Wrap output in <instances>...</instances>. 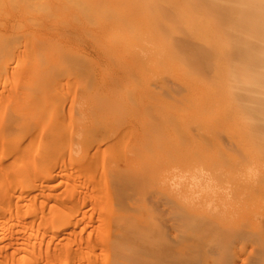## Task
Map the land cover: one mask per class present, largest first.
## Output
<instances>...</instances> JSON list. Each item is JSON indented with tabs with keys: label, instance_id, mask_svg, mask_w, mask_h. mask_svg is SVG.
<instances>
[{
	"label": "rangeland",
	"instance_id": "1",
	"mask_svg": "<svg viewBox=\"0 0 264 264\" xmlns=\"http://www.w3.org/2000/svg\"><path fill=\"white\" fill-rule=\"evenodd\" d=\"M15 1H17V4ZM21 1L22 0H14L13 2V0H10L9 2L7 0V4L10 3V7H8L9 5L5 3V0L0 1V23L2 21L4 22L1 23L3 25L2 27H0V64L3 62L6 65L8 64L7 69H10L9 71H11L10 74L12 75V77L15 76L16 72L19 73L20 71H23L24 73H20V75H22L21 77H19V74L16 73L18 74V77L15 76L14 80H19L17 82L13 81V83L15 84H13L12 86L10 85L11 89H8L10 92L7 93V95H9L10 93L15 95V91L16 95L18 94V92L19 94H21L23 91H25L24 93L26 94V96H29V94L34 92V89L38 90L39 88L41 89V87L44 88V86L47 90L45 88L43 90L41 89V93L38 92L40 91V89L38 91L35 90V93H39H37L38 95H36V100L34 97L35 93H33L34 96H32L31 94V96L27 97V99L25 94H18V96H15L16 101L20 98V96L23 95L24 97V99L22 97V99H19L20 103L24 101V105L21 104L22 106L20 104H14V102L16 101H12L13 99H8V103L5 101L7 99H5L4 101L6 103H3L2 98L4 97V95L1 98L2 101L0 100V201H2L0 202V264H264V145L261 144H264V128L263 130L261 129L264 125V116H262V113L264 114V105L263 107L260 106V104L258 105L259 101L261 105L264 104V91H261L262 93L260 92L262 97L261 95H258L259 91L257 89L255 90V88L253 87L255 85L254 81L250 82L252 80L250 79L252 76L249 73L247 75L240 73L239 65L241 63L237 60L236 56H233L232 52H230V50H232L231 43L234 41L233 34L236 35V27H233L235 24H233V22H231V24L225 22L226 24L224 26V22H222L223 19L220 18L219 14H224L226 7V9L233 8L230 7L232 4L235 7L237 5L236 0V4L234 2L232 3V1L230 0V3H232L231 5L226 3L228 0L226 2L225 0H217L215 5L208 4L205 7L203 5L199 6V4L194 5V1L196 0H192V6L189 7L188 5L192 1L184 0V2L188 3V5L183 6V8H185L186 11L190 13V15L189 13L183 12V10L185 11V9L182 8L183 0L181 4V0H168L169 3H166V5L168 6L163 4L165 3V0H163V3H160L162 2L161 0H156L159 1V4H162V8L161 6H158V3H154L156 2L154 0H147L148 3L150 1L151 3L147 4L146 6L144 5L147 3L146 0H144L146 3L143 2V0H139V2L143 4V6H141L140 3L136 4V1L138 0H121V2L124 1V4L128 5V7L127 5H125L126 7L124 8V4L120 8V5L122 3L120 2L118 4L116 2H119L120 0H108L107 3H101V1L105 2L104 0H96L99 4L95 3V0H93L92 2L90 0H85V2H87L81 4L82 7L79 3V7L83 9L85 8V6L83 7V5H88L86 6V10L90 8L91 10H87V12H85V9L82 10L77 8L76 6H78V4L71 5L73 2V4H75V0H72L73 2H71V0H68L69 3L67 2V0H64L66 2H64V4H61V2L63 3V0H61L60 3L58 2L60 0H53L54 2L52 0H43L42 3H45L47 5L40 4V6H38V2L41 0H28L27 2H30L32 6H34V4L36 3V6H34V10L29 3L26 4L24 0L23 2ZM218 1L220 2V4L218 3ZM19 2H21V4ZM76 2L78 3L77 0ZM171 2L173 5H171ZM115 3L118 5H116L117 7L114 8ZM53 4H55L57 8ZM100 4L101 6L102 4L103 6H107V4H109V7H100L103 11V14L98 13L100 12V9H98ZM151 4H153L154 6ZM42 5L45 6V8L49 7L48 5H50L51 11L49 10L48 12L47 9L43 11L45 8L43 7L44 9L42 10ZM63 5H65L66 7ZM94 5H96V7L92 8L94 7ZM221 5H224V11H222ZM62 6L66 9L63 10ZM131 6H134L136 10ZM193 6H198V10L199 7L202 8L200 9V11L202 10L204 13H199L200 11L195 10L196 8H194ZM150 7L155 8L151 10L152 8ZM30 8L33 11L31 13ZM144 8H148V10L150 8V10L148 11ZM157 8H161L162 10H164L163 12L166 13V17H164L165 15L162 10H158ZM170 8H173V10L174 8H176L177 10L180 9L181 12L178 10L176 13L171 10L173 12L172 13L171 11H169ZM122 9L124 14L121 13ZM166 9L169 13H167ZM38 10L40 11L39 15ZM79 10L84 11L85 13H87V15L82 11L81 12L83 14H81ZM124 10L126 11V13ZM132 10L136 11V13H133ZM190 10H193L192 13ZM194 10L199 13L200 16L197 15V13L193 14V12H195ZM117 11L118 15L116 14ZM127 11V17L132 20L134 19L139 23L134 20L133 22L129 18H127L125 16L127 15ZM130 11L134 15L130 13ZM26 12L27 14L25 15ZM78 13L83 16H80ZM155 13H160L162 14V16L158 14L156 16ZM175 13L177 14V16ZM180 14H182V16ZM191 14L193 17L191 16ZM222 14L221 17L223 16ZM32 15L33 17H31ZM115 15H117V18L119 17L118 19L120 21H118ZM148 15H150V17L156 16L158 19L156 17V20L153 17L151 19ZM196 15L198 16V18L196 17ZM214 15L216 17L218 16L215 20V17L213 18ZM75 16L79 20L85 19L86 22L84 23L85 20L82 21L83 25H81V21L77 22L78 19L75 18ZM85 16H87V19L85 18ZM178 16H181L185 21L182 20L181 17L179 18L180 20H178ZM201 16L204 17L202 18ZM171 17L175 19H172ZM191 17L197 18L198 27L197 23L193 24L194 22H196V19H192ZM94 18L99 19H96L98 21L97 26L95 25L97 24V21ZM102 18H104V20L106 18V20L104 21L102 20ZM169 18H171V21ZM187 18L189 19V21L190 19L194 20L192 21L193 23L191 24V22H189ZM200 18H202V20ZM30 19H32V23H36L37 19H39L38 24L36 23L37 25L34 24L36 26H32V23L28 22L30 21ZM33 19H35V21ZM114 19H116L117 21H114ZM217 19H221L219 22L223 24L219 23V25ZM153 20L155 21V23H153ZM159 20H161L160 22L162 24L158 22ZM198 20H201V22L204 21V23H206L207 25L203 24V22L200 25L201 22H198ZM87 21L95 23L91 24L93 26H89L90 23H88ZM100 21H102V23H99ZM122 21L125 24L122 23ZM169 21L171 27L169 26ZM104 22H106V24H104ZM117 22L118 25L116 26ZM211 22H214V24H212ZM10 23L12 25H10ZM39 23H41V25ZM146 23H149L151 25L156 24V26H158L152 27L151 25L149 26ZM167 25L169 27H166ZM229 25H232V28ZM18 26L21 27V30L20 28H18ZM112 26L114 27L111 31ZM212 26H214L213 28L215 29L220 28V32H223L222 35L224 36H222L221 33L219 35V29H216L218 35H216L215 37L216 33ZM223 26L226 27V29L229 27L227 29L229 31L225 30ZM13 27H15L16 30H12ZM22 27L26 28L23 29ZM119 27L124 28L120 30V32H118ZM150 27H152L151 29H153V31L149 29ZM199 27L203 32H200ZM171 28L175 32L171 31ZM190 28L192 29V32ZM222 29L224 31H222ZM156 30H158V32H162H159L161 37L157 34ZM182 30L185 32V34ZM186 30L188 31V35L186 33ZM196 30H198L197 33L195 32ZM19 32L23 33L21 34ZM121 32L125 36V39L127 38L126 40H124V36H120L122 35ZM135 32L140 33V35H135ZM189 32L191 34L190 37L193 36V38L189 37ZM11 33L13 36H11ZM25 33L28 34V37H25ZM30 33L31 35H29ZM168 33L172 34L169 35ZM226 33H228V35H230L229 33H231L232 35H227L226 37ZM14 35H16L18 42L15 39L16 37L13 40H7L8 37L12 38L14 37ZM19 35L20 37H22L21 39L19 38ZM30 36H33L32 38L35 37L33 43V39L31 40ZM3 38H6L5 40L8 41V43L12 45L13 48H16L15 51L10 49V54L12 56L9 55L8 52L10 46L9 44H5L6 41H4ZM189 38L193 39L192 41L194 42H192ZM222 38H225V42L227 44H225V42H221ZM35 39L39 40L36 42ZM162 39H164L165 41H163ZM184 39L187 40V45H191L195 42L199 43L196 44V46L195 44H192L198 51L197 59L199 58V60H196L197 62H194L193 60L191 61L190 56L187 53L188 49H185L186 47H182L181 49V47L176 44V41L185 42ZM230 39L233 40L231 41V43ZM127 40H130V47L128 46ZM161 40L163 43H161ZM43 41L46 42L47 45L45 43L43 44ZM13 42L17 44L15 45ZM25 42H30L31 47L33 45L34 48H29L31 49V51L34 50L32 52L36 53L37 51V55L40 57L39 60L35 59L38 58V56L36 57L35 53L34 55L32 52L28 53L25 51L24 46L28 45ZM48 42L50 43L48 44ZM123 42L126 43L123 44ZM149 42L152 45L155 44L156 48L154 46H150L151 44ZM205 42L206 45L209 44V46L214 44V46L212 45L211 48L215 51L204 45ZM52 43H56L57 45L55 44L56 46H54ZM219 43L222 45L221 47L225 45L226 46L222 49ZM2 44H4V46H8L9 48L7 47V49H2L4 48ZM122 44L125 46H123ZM148 44L150 45L148 46ZM164 45H166V47ZM236 45H239V42L236 43ZM38 46L39 49H41V52L39 49V51L36 49ZM60 46L63 50L64 48H66L67 50L70 49L71 51H69L67 55L66 49L64 50L65 52L59 51L61 49L59 48ZM120 46L124 49L127 47L128 48L126 50L122 48L124 51L123 52ZM173 47L174 49H172ZM133 48H135V51L133 50ZM18 49H20V53L18 52V54H14ZM142 49L145 51V53H143L144 51ZM164 49L166 50L163 52ZM225 49L226 51L229 49V51H227V54L225 53L226 51H223ZM152 50L156 51L154 52ZM21 51H25L26 55L24 54V52L22 54ZM126 51L127 54L125 53ZM71 52L72 54H70ZM201 52H204V54ZM217 52H219V54ZM57 53H61V55H57ZM137 53H139L138 56H140V58L137 57ZM156 53H158L157 55L162 59H160V57H157ZM173 53L175 54V56ZM205 53L207 55H205ZM28 54L31 57H29ZM211 54H213L214 56H211ZM215 54H217V56ZM228 54L229 56L233 57V60H230V64L229 59L231 58L227 56ZM24 55L28 57L29 60L33 57L32 55H34L32 59L35 60L32 61L31 59V63L29 62V64L27 62L28 60H26L27 58H25L26 61L23 59ZM63 55L65 57H61ZM223 55L227 62L224 60ZM18 56L22 59V61H20L21 59H19ZM66 56H70L69 59L71 60L69 61ZM219 56H221V58ZM8 57L12 60H9ZM143 57L145 58L143 59ZM163 57L165 58L164 60ZM175 57H177L178 60ZM218 57L220 58V60H218ZM14 58L17 60H15ZM53 58L55 61H53ZM62 58L65 61H63ZM75 58L77 59L76 61ZM110 58L113 60H111ZM212 58L215 62L212 61ZM7 59L8 61L6 62ZM18 59L19 62L26 63L24 64L25 68H23V64H20L19 62L17 67L18 69L16 68ZM82 59H85L83 60L84 62L82 61ZM181 59H183V61ZM222 59L224 61H222ZM186 60H188L189 62ZM34 61L35 63L33 64L32 62ZM149 61H151L150 64ZM203 61L204 65H207L206 67L202 65ZM14 62L16 63V65L14 64V70L16 68L18 71L15 70V72L12 73L13 70H11L12 68L10 67ZM48 62L50 63V65L48 64ZM54 62L56 65L53 64ZM58 62L61 64H59ZM192 62L194 65L192 64ZM199 62L202 66L199 65ZM207 62L210 65L213 64V67H210L213 69L208 70V66L210 65L205 64ZM184 64L186 67L184 66ZM27 65H30L28 66L29 68L26 67ZM53 65L54 68H56V66H58V68L54 69ZM64 65L67 70L68 68H75L76 70L70 69V72L75 71V75L74 72L73 74H68L69 71L65 69ZM77 65L80 66V68L78 67L77 69ZM218 65H221L222 68H219ZM40 66V69H42L43 72H45V70H51V74H54L56 72V74L54 75L55 77L52 75L54 79H52V77L49 78V80L46 79L47 76H44V73L40 71ZM228 66H230V68ZM215 67H217L216 70ZM22 68L28 71L29 77L25 75V72L27 71L24 72V70H21ZM33 68H36V70H34ZM61 68H64V70ZM200 68H202V70ZM230 69L231 74L236 72L233 75H235V77L236 75L239 76L236 77L237 82L233 81L235 77L232 78L233 75H231L230 73L229 76L232 77L228 79L229 77L227 75V70L230 71ZM52 70H54L55 72L53 73ZM60 70H62L61 72H63L61 73V75L59 72L57 73V71ZM189 70L192 71L190 72ZM197 70L202 72H199ZM31 71H34L35 74L34 72L33 74H31ZM39 71L43 73V79H46V81H42L43 79L40 78L41 76L39 74H36V72L38 73ZM5 72H7V70H5ZM79 72H81L80 74H83V76L77 74ZM87 73L93 76L92 79L94 78V81L89 78L91 76H88L89 74ZM198 73L200 75L202 74V77H200ZM207 73H209V75ZM0 74H4V70H1ZM57 74H59V76ZM23 75L27 77L26 79H30L29 81L27 80L28 82L26 81V79H22L23 81H25L23 83L24 85L26 84V82L29 85L28 86L26 84V88L29 89L32 84L37 85V87L35 85L32 86L34 87V89L30 88L32 89L30 93H27V91L30 90H25V86L23 84L21 85L23 88L20 86V82H22L21 78L25 77H23ZM33 75H35L36 77L38 75L35 82H33V80L35 79ZM205 75L208 76V78L205 77ZM243 75L244 77L247 76L249 80L247 79V77L243 78ZM248 75H250L251 77ZM77 76L80 77L78 78V80L76 78ZM131 76H134V79L136 81H134ZM209 76H215V81L211 82L212 78L210 79ZM39 78L43 82L42 86V82L39 81ZM55 78H57L58 81V86L56 85V88L54 86V84L56 83ZM63 79L66 80L65 83L63 82ZM88 79L92 81V84H90V81L88 82ZM100 79L102 82L101 85ZM227 80H231L233 82H227ZM247 80L253 84L245 83L247 82ZM37 81H39V83ZM74 81L77 82V85ZM85 81H87V83H89L91 86L89 90L87 89V87L89 88V85L87 86L86 83L85 86L84 84ZM239 81H242L245 84ZM46 82H52V84L54 82L55 83L53 84V86H51L52 84ZM79 82H81L82 85H80ZM111 82H115L116 85L115 83ZM188 82L190 83V85ZM213 82L216 85L218 84L217 86L219 87V89L216 85H212L214 84ZM229 82L230 85L232 84L231 88H229ZM235 82L237 85L235 84ZM177 84H179L180 86H178ZM103 85L105 88L103 87ZM238 85L243 87L245 91L249 92L250 90L251 94H247L248 92L245 93L243 88H237ZM17 86H19V88L21 87L24 90L19 91V88ZM185 86L187 87V89ZM53 87L54 90H52ZM124 87L127 90H125ZM14 89L15 91L12 92L11 90ZM229 89L234 95H232V93L230 94ZM239 89L242 90L244 94ZM86 91H88L89 93ZM228 91L230 96L228 94ZM43 92L45 93L43 94ZM72 92L74 93L72 94ZM91 92H94V94ZM99 92H104V97L106 98L102 97L103 94ZM215 92L217 93V95ZM53 93L55 95H53ZM97 93H99L98 96ZM0 94L2 95V91L0 92ZM42 94L43 97L45 96V99L41 97ZM90 94H93L95 98L98 97L99 100H102L103 98L105 100L107 99L108 101H105L106 104H109L110 101L112 102V104H109V106L105 104L104 99L102 100L104 102L103 103L102 101L93 98L95 102L100 106L99 107L97 104H95V102L93 103V99L91 98L92 96ZM238 94L240 97L239 99H242L241 101L242 105L244 106L243 108H240V106L242 107V105L239 104L240 101H237ZM245 94H247V96H250L246 97ZM7 95L5 94V96ZM231 96H234V99ZM243 96H245L247 99H245V97L243 98ZM47 97H50L49 99H51V103L54 101L53 103L57 104V106H55L56 109L54 108L52 110L51 108H49L52 106L54 107V105L56 104L53 105L49 101H46L49 100L47 99ZM53 97H57L58 99H56L58 100V102L56 99H53ZM73 97L75 99H72ZM38 98L40 99L39 102ZM41 99L45 100L46 103L43 104V100ZM87 99H91V104L90 102L88 103ZM175 99L181 100L180 103H177L179 101H176ZM254 99L258 100V103ZM25 100L26 102L31 101L32 104H37V109L34 108L35 106L32 105L31 102H28L29 104H26ZM233 100L237 101V106L236 102H234ZM247 100L252 107L247 104ZM82 101L84 102L82 103ZM115 101L116 103H114ZM48 102L50 106L49 104H47ZM118 103L121 106H117ZM189 103H191V107H189ZM45 104L47 105L46 108H44V106H46ZM92 104H94V106ZM27 105H32V108H29L31 110L26 109ZM134 105H136V107ZM71 106H73V108ZM95 106L98 107L94 108ZM106 106L109 108H107ZM224 106L226 108H224ZM21 107L23 108L21 109ZM41 107L44 108V110H38ZM76 107L79 108L77 109ZM227 107L229 108L227 109ZM253 107H255V110H253ZM59 108H61V110ZM75 108L77 110H75ZM245 108L247 109V114H249V118L247 119H243L244 116L248 117L244 112L245 110L242 113V110ZM115 109H118V111L116 112ZM121 109L122 112L124 111L123 113L121 112ZM70 110H72V112H70ZM53 111L59 112H57V114H54ZM226 111L231 113L227 114ZM249 112L252 113L250 114ZM34 113L38 114V116L34 115ZM240 113L242 114V116ZM253 113L255 115H253ZM81 114L82 116H80ZM222 115H225L226 117H223ZM91 117H94V119H92ZM41 118H43L45 122L43 124L45 126L42 124ZM7 119L9 122H7ZM39 120L41 122V125H43L44 127H37L39 125ZM77 120H79L80 122L82 120V125ZM253 120H256V123L259 121V123L255 126L256 123L253 122V125ZM94 121H96L97 123ZM119 121H121V124L119 123ZM246 122H248V125L250 124L249 122H251L252 126H255V129L253 128V131L252 129L250 130V134L251 136H253L252 139L251 136H248L247 134L249 133L248 131L250 129V126H248ZM22 124L24 128L27 127L26 130L24 129L25 132L21 130V128L23 127ZM26 124H28V126H26ZM172 124L178 128L174 129V126ZM85 125H87V127ZM58 126L60 127L58 128ZM80 127L81 130H78ZM82 127L84 128V130ZM11 128L13 129V131ZM62 128H68L70 130ZM164 128H166V130ZM38 129L40 132L42 130V132L39 133ZM55 130H59L60 132L57 131V133L55 132ZM22 131L24 134H22ZM255 131L258 132H256V134L254 135ZM9 132H11V134ZM80 134L82 135L80 136ZM246 134L247 136H245ZM22 135L24 137L20 138ZM68 136H70V138H67ZM82 136L84 139L86 138V142L88 143V145H86L87 143L84 142L85 140L83 141V138H81ZM87 136L92 138L91 142L88 141L89 137ZM169 136H171L172 138ZM13 137L15 139H18L16 144H21L22 147L24 145V150L28 152L27 153L25 151L27 155L23 153L25 156L24 160L26 158L27 162L30 163V166L27 163L28 166L26 167L23 164V166L26 168L25 170H27L23 171L24 175L21 172L18 173L19 171H22L20 170L21 168L24 170L22 163L18 164V166L20 167L19 169V167H17L16 164L13 163V157L10 153L11 149H9L8 146L4 145L6 140H13ZM77 137H80L81 139L77 140ZM154 137H157L158 139ZM254 137L256 141L254 140ZM19 138L22 141H20ZM15 139L13 140V142H15ZM65 140L68 143L61 142ZM257 140L261 142H258ZM227 141H232L238 151L234 148L232 143H228ZM50 142V147H52V149H48V144H50ZM56 142L57 144H55ZM73 142L80 143V145H74ZM82 142H84L85 144H83L86 146H83ZM255 142H258V145L255 144ZM252 144H255V146H253ZM33 145L38 149L34 147V149L36 148V150L33 151L34 149L31 148L33 147ZM21 146L18 145V147L16 148H18L19 150ZM44 146H47V149H45L46 147L44 148ZM87 146H89L90 148ZM246 146L249 148V151H246L248 150ZM22 147L20 149H22ZM41 147L45 150H40ZM87 148H89V150ZM29 149L31 152L29 151ZM53 149L56 151L54 152ZM168 151L169 153H167ZM46 152L49 154L52 153V155H50V157L52 158H48L49 154L47 155ZM42 153H46L47 157L43 156ZM29 154H33V156L30 155L29 157ZM42 156L45 158H43ZM58 158L61 160H59ZM26 160L23 161V163L26 164ZM109 168H111V170H114L110 171ZM109 171L112 174H110ZM200 172L204 174L201 175ZM197 175L198 177L202 176L201 182H198L200 181V179H198ZM204 175L205 177L203 178ZM193 177L194 179H192ZM122 181H125V183H121ZM173 183L175 187H173ZM29 184L31 185V187ZM170 185H172L171 187L173 188H171ZM123 187L124 189H122ZM171 190L175 192H172ZM107 197L111 200V202L106 199ZM182 197L186 198L187 201L183 200ZM104 200L106 201L102 202ZM108 203H110V205ZM113 203L116 208L113 206ZM123 205L124 208L122 209ZM125 206H127L128 208H125ZM118 215L119 217L117 218L116 216ZM112 219L114 220V222H116H112ZM39 222L45 223L46 226L43 225V230L37 229ZM34 232H36V234ZM31 234H33L32 237L30 236Z\"/></svg>",
	"mask_w": 264,
	"mask_h": 264
},
{
	"label": "bare ground",
	"instance_id": "2",
	"mask_svg": "<svg viewBox=\"0 0 264 264\" xmlns=\"http://www.w3.org/2000/svg\"><path fill=\"white\" fill-rule=\"evenodd\" d=\"M0 1H1V0H0ZM5 1H6L5 3L7 4V0H5ZM8 1L10 2V0H8ZM19 1H20V0H19ZM27 1H28V0H26V1L24 0V2H25L26 4H27V3L30 4V2H27ZM29 1H30V0H29ZM32 1H35V0H32ZM38 1H39V0H38ZM42 1H43V0L39 1V2H38L39 5H38V4H37V5H38V6H40V4H43V5H44L45 3H42ZM48 1H49V0H48ZM52 1H53V0H52ZM65 1H66V0H65ZM65 1L63 0V3H62L61 0H60V1H58V2H59V3L61 2V4H64ZM69 1H70V0H69ZM69 1L67 0L68 3H69ZM77 1H78V3H77L76 0H75V4H73L74 2L71 0V2H73V3H72V4L70 3V4H71V5H76V4H78V6H76V7L79 8V9H82V8H81V7H82L81 4H84V3L87 2V1L85 2V0H77ZM79 1H80V2H79ZM90 1L92 2L93 0H90ZM104 1H105V2L101 1V3H107V2H108V0H107V1L104 0ZM135 1H136V0H135ZM146 1H147V0H146ZM152 1H153V0H152ZM154 1H156V0H154ZM161 1H162V2H160V3H163V0H161ZM169 1H171V0H169ZM178 1H179V0H178ZM185 1H187V0H185ZM191 1H192V0H191ZM216 1H217V0H196V1H194V5H198V4H199V6L203 5V6L205 7V6H207L208 4H211V5L214 4V5H215ZM223 1H224V0H223ZM223 1H222V2H223ZM226 1H227V0H225V2H226ZM231 1H232V3H233V2L235 3V0H231ZM231 1L228 0L226 3L231 5V4H232V3H230ZM13 2H14V0H13ZM13 2H12V3H13ZM15 2H16V4H17V1H15ZM21 2H23V0H22ZM21 2H19V3L21 4ZM40 2H41V3H40ZM44 2H45V1H44ZM53 2H54V1H53ZM55 2H56V1H55ZM91 2H90V3H91ZM94 2L97 3V4H99L98 1H96V0H95ZM94 2H93V3H94ZM99 2H100V1H99ZM116 2L119 4V3L121 2V0H120L119 2H118V1H116ZM136 2H137V3H136ZM136 2H135L136 4L140 3L139 0L136 1ZM143 2H145V1L143 0ZM158 2H159V1H156V2H154V3H158ZM225 2H224V3H225ZM236 2H237V5H236L235 7H234L233 4H232L233 6H232V5H231V6L229 5L230 7H233V8H235V9H233V8H231V9H226L227 7L225 8L224 5H223V6L221 5V7H222V11H224L223 9L225 8V13H224V14L219 13V14H220V18L223 19L222 22H224V26H225V24H226L225 22L230 23V24H231V22H233V24H235L233 27H236V31H235V32H236V35L233 34V39H234V41L230 39V43H231V41H233V42L231 43V44H232V45H231V46H232V47H231L232 50H230V52H232L233 56H236L237 60L241 63V64L239 63V64H240V65H239V67H240L239 69H240V73H241V74H246V75H247V74L249 73L253 78L256 77V78L253 79L250 75H248V76L251 77V78H250V77H249V78L252 79L250 82L254 81V83H255V85H254V86L252 85V86L255 88V90L257 89V90L259 91L258 95H261L260 92H261V91H264V0H236ZM12 3H11V4H12ZM51 3H52V2H51ZM65 3H66V2H65ZM79 3H80V6H81V7H79ZM121 3H122V4L120 5V8L123 6L124 1L121 2ZM145 3H146V2H145ZM149 3H151V1H150ZM149 3H148V1H147V3L144 4V5L146 6V5L149 4ZM152 3H153V2H152ZM154 3H153V4H154ZM166 3H169L168 0H165V3H163V4L166 5ZM173 3H174V2H173ZM181 3H182V0H181L180 4H181ZM184 3H186V2H184V0H183L182 8H183V6H185V5L187 6V5H188V3H186V4H184ZM189 3H190V2H189ZM192 3H193V1H192L188 6H189V7L192 6ZM195 3H196V4H195ZM218 3L220 4L219 1H218ZM9 4H10V3H8L7 5H9ZM16 4H15V5H16ZM26 4H25V5H26ZM32 4H33V3H32ZM49 4H50V2H49ZM61 4H60V7H61ZM118 4L115 3V4H114V5H115L114 8L117 7L116 5H118ZM140 4H141V3H140ZM153 4H151V5H153ZM158 4H159V3H158ZM235 4H236V3H235ZM22 5H24V4H22ZM43 5L41 6V7H42V8H41L42 10L45 8V6H43ZM45 5H47V4H45ZM53 5L55 6V4H53ZM108 5H109V4H107V6H106V5H104V6L109 7ZM125 5H127V4H124L123 8L126 7ZM133 5H134V4H133ZM161 5H162V4H159L158 6L160 7ZM169 5H170V4H169ZM171 5H173L172 2H171ZM0 6H1V5H0ZM16 6H17V5H16ZM30 6H32V5L30 4ZM30 6H29V7H30ZM34 6H36V3L34 4ZM34 6H32V7H33V10L35 9ZM48 6H49V7L45 8L43 11H45V10L47 9V11L49 12V10H50V5H48ZM63 6H65V5H63ZM63 6H62V8H63ZM69 6H70V5H69ZM69 6H68V7H69ZM84 6H85V8H83L82 10L85 9V12H87V10H89V11L91 10V8L86 10V6H88V5H83V7H84ZM92 6H93V5H92ZM97 6H99V5H97ZM104 6H103V4H102V6H101V4H100V6L98 7V9H100V12H98V13L103 14V11H102L101 8L104 7ZM141 6H143V4H141ZM149 6H150V5H149ZM153 6H154V5H153ZM155 6H157V5H155ZM166 6H168V5H166ZM203 6H202V7H203ZM225 6H226V5H225ZM237 6H238V8H237ZM8 7H10V5H9ZM43 7H44V8H43ZM55 7L57 8V6H55ZM65 7H66V6H65ZM65 7L63 8V10L66 9ZM68 7H67V8H68ZM95 7H96V5H94V7H92V8H95ZM100 7H101V8H100ZM127 7H128V5H127ZM131 7L133 8L134 6H131ZM131 7H130V9H131ZM163 7H165V6H163ZM169 7H170V6H169ZM193 7H194V6H193ZM204 7H203V8H204ZM208 7H209V6H208ZM223 7H224V8H223ZM2 8H3V7H2ZM16 8H17V7H16ZM23 8H25V7H23ZM27 8H28V6H27ZM39 8H40V7H39ZM56 8H55V11H56ZM62 8H61V9H62ZM150 8H152V7H150ZM150 8H149V10H150ZM154 8H155V7H154ZM154 8H152L151 10H153ZM161 8H162V6H161ZM161 8H160V9H161ZM167 8H168V7H167ZM186 8H187V7H186ZM194 8H196L195 10H198V6H196V7H194ZM5 9H6V8H5ZM18 9H19V6H18ZM96 9H97V8H96ZM110 9H111V8H110ZM134 9H135V7H134ZM144 9H145V8H144ZM157 9H158V8H157ZM157 9H156V10H157ZM160 9H158V10H160ZM163 9H165V8H163ZM183 9H185V8H183ZM200 9H202V8L199 7V10H198V11H200ZM207 9H209V8H207ZM211 9H212V7H211ZM215 9H216V8H215ZM215 9H214V10H215ZM39 10H40V9H39ZM39 10H38V15H39V12H40ZM57 10H58V9H57ZM77 10H78V9H77ZM82 10H79V12H81ZM116 10H118V9H116ZM126 10H127V9H126ZM135 10H136V9H135ZM145 10H148V8L145 9ZM149 10H148V11H149ZM158 10H157V11H158ZM161 10H162V9H161ZM166 10H167V9H166ZM171 10H172L173 12H176V13H177L178 10L180 11V9L177 10L176 8H174V10H173V8H170L169 11H171ZM187 10H188V9H187ZM195 10H194V11H195ZM217 10H220V9H217ZM2 11H3V10H2ZM7 11H8V10H7ZM12 11H13V10H12ZM16 11H17V10H16ZM26 11H27V10H26ZM50 11H51V10H50ZM68 11H69V9H68ZM98 11H99V10H98ZM113 11H114V10H113ZM124 11H125V10H124ZM128 11H129V10H128ZM128 11H127V15H125L126 17L128 16ZM140 11H142V10H140ZM154 11H155V10H154ZM163 11H164V10H162V12H163ZM172 11H171V12H172ZM185 11H186V9H185ZM185 11L183 10L184 13H189V12H187V11L185 12ZM190 11H191V10H190ZM192 11H193V10H192ZM192 11H191V13H192ZM208 11H209V10H208ZM211 11H213V10H211ZM0 12H1V10H0ZM4 12H5V11H4ZM13 12H14V11H13ZM31 12H33V11H32L31 8H30V13H31ZM61 12H62V11H61ZM82 12H84V11H82ZM82 12H81V14H83ZM85 12H84V14L87 15V13H85ZM132 12H133V13H136V11H133V10H132ZM132 12L130 11V13H132ZM146 12H147V11H146ZM173 12H172V13H173ZM180 12H181V11H180ZM201 12H203V11L201 10L199 13H201ZM206 12H207V11H206ZM209 12H210V11H209ZM10 13H11V12H10ZM34 13H35V11H34ZM34 13H33V14H34ZM93 13H94V12H93ZM96 13H97V12H96ZM111 13H112V12H111ZM117 13H118V11L116 12V14H117ZM121 13H123V9L121 10ZM125 13H126V11H125ZM133 13H132V14H133ZM147 13H148V12H147ZM163 13H164V12H163ZM167 13H169L168 10H167ZM172 13H171V14H172ZM176 13H175V14H176ZM194 13H197V12L195 11V12H193V14H194ZM199 13H197V15H199ZM203 13H204V12H203ZM203 13H202V14H203ZM210 13H211V12H210ZM18 14H19V13H18ZM26 14H27V12L25 13V15H26ZM78 14L80 15V13H78ZM114 14H115V12H114ZM123 14H124V13H123ZM151 14H152V13H151ZM155 14H156V16H157V14L162 16V14H160V13H155ZM165 14H166V13H164V15H165ZM182 14H183V13H182ZM182 14H180V15L182 16ZM205 14H208V13H205ZM213 14H215V13H213ZM213 14H212V15H213ZM217 14H218V13H217ZM217 14H216V15H217ZM221 14L223 15L222 17H221ZM8 15H9V14H8ZM30 15H31V14H30ZM36 15H37V13H36ZM44 15H45V14H44ZM106 15H108V14H106ZM109 15H110V14H109ZM117 15H118V14H117ZM117 15H115L116 18H117ZM121 15H122V14H121ZM133 15H134V14H133ZM164 15H163V16H164ZM189 15H190V13H189ZM197 15H196V17L198 18ZM209 15H210V14H209ZM27 16H28V15H27ZM80 16H83V15H80ZM148 16H149V18H151V19H152V17H153V16L150 17V15H148ZM154 16H155V15H154ZM156 16H155V17H156ZM161 16H160V17H161ZM167 16H168V15H167ZM169 16H170V15H169ZM176 16H177V14H176ZM176 16H173V17H176ZM181 16H178V20H180L179 18H180ZM191 16H192V14H191ZM199 16H200V15H199ZM28 17H29V16H28ZM31 17H33V15H32ZM31 17H30V18H31ZM72 17H73V16H72ZM86 17H87V16H85V18H86ZM93 17H94V16H93ZM104 17H105V14H104ZM122 17H123V16H122ZM122 17H121V18H122ZM134 17H135V16H134ZM155 17H153V18L155 19ZM164 17H166V15H165ZM164 17H163V18H164ZM173 17H171V18H172V19H175V18H173ZM192 17H193V16H192ZM192 17H191V18H192ZM194 17H195V15H194ZM201 17H202V16H201ZM203 17H204V16H203ZM203 17H202V18H203ZM206 17H207V16H206ZM206 17H205V18H206ZM209 17H210V16H209ZM214 17H215V18H214ZM217 17H218V16H217ZM217 17L214 15V16H213L214 20H215ZM7 18H8V17H7ZM7 18H6V19H7ZM59 18H60V16H59ZM59 18H58V19H59ZM69 18H70V17H69ZM75 18H77V17L75 16ZM91 18H92V15H91ZM98 18H99V17H98ZM111 18H112V17H111ZM118 18H119V17H118ZM118 18H117V19H118ZM127 18H129V17H127ZM136 18H137V15H136ZM139 18H140V17H139ZM156 18H157V17H156ZM163 18H161V19H163ZM171 18H169L170 21H171ZM181 18H182V17H181ZM189 18H190V16H189ZM197 18H192V19H196V20H195L196 22H194V23L192 22V21H194V20H191V19H190V21H189V19H188V18H187V19H188L189 22H191V24H192V23H193V24H196V23H197ZM202 18H200V19L202 20ZM205 18H204V21H205ZM15 19H16V18H15ZM28 19H29V18H28ZM77 19H78V18H77ZM86 19H87V18H86ZM88 19H89V18H88ZM94 19H95V18H94ZM96 19H97V18H96ZM96 19H95V20H96ZM99 19H100V18H99ZM99 19H97V20H99ZM122 19H123V18H122ZM129 19H130V18H129ZM157 19H158V18H157ZM167 19H168V18H167ZM176 19H177V18H176ZM31 20H32V19H30V21H28V20H27V21L30 22V23H32ZM33 20L35 21V19H33ZM38 20H39V19H37V21H36L37 24H38ZM40 20H41V18H40ZM84 20H85V19H84ZM84 20H79V19H78L77 22L81 21V25H83V24H82V23H83L82 21H84ZM97 20H96V21H97ZM102 20H104V18H102ZM105 20H106V18H105ZM105 20H104V21H105ZM115 20H116V19H114V21H115ZM130 20L133 21L134 19H133V20L130 19ZM139 20H140V19H139ZM139 20H138V21H139ZM145 20H146V19H145ZM155 20H156V19H155ZM182 20H184V19L182 18ZM201 20H200V21L198 20V22H201ZM214 20H213V21H214ZM217 20H218V24H219V23H220L219 21H220L221 19H220V20L217 19ZM46 21H47V20H46ZM51 21H52V20H51ZM74 21H75V20H74ZM116 21H117V20H116ZM118 21H120V20L118 19ZM134 21H136V20H134ZM134 21H133V22H134ZM153 21H154V20H153ZM160 21H161V20H159L158 22H160ZM170 21H169V26H170ZM184 21H185V20H184ZM184 21H183V22H184ZM204 21H202L203 24H206V23H204ZM208 21H209V20H208ZM2 22H3V21H2ZM2 22H1V23H2ZM47 22H48V21H47ZM85 22H86V20L84 21V23H85ZM87 22L90 23L89 26H93V25H91V24H94V23H95V22H92V23H91V22H89V21H87ZM136 22H137V21H136ZM146 22H148V21H146ZM202 22L200 23V25L202 24ZM1 23H0V27H2V25H3V24H1ZM3 23H4V22H3ZM36 23L33 22V23H32V26H33L34 24H36ZM42 23H43V22H42ZM99 23H102V21H100ZM122 23H124V22L122 21ZM129 23H130V22H129ZM129 23H128V24H129ZM137 23H139V22H137ZM153 23H155V21H154ZM160 23H161V22H160ZM184 23H185V22H184ZM184 23H183V24H184ZM209 23H210V22H209ZM211 23H212V22H211ZM19 24H21V23H19ZM37 24H36V25H37ZM39 24L41 25V23H39ZM59 24H61V23H59ZM104 24H106V22H104ZM124 24H125V23H124ZM126 24H127V23H126ZM146 24H148L149 26L151 25V24H149V23H146ZM161 24H162V23H161ZM163 24H164V23H163ZM167 24H168V23H167ZM183 24H182V26H183ZM186 24H187V23H186ZM212 24H214V22H213ZM220 24H223V23H220ZM220 24H219V25H220ZM5 25H6V24H5ZM10 25H12V24L10 23ZM21 25H23V24H21ZM36 25H34V26H36ZM85 25H86V24H85ZM95 25H96V26L98 25V21H97V24H95ZM95 25H94V26H95ZM117 25H118V22L116 23V26H117ZM132 25H133V23H132ZM132 25H131V26H132ZM174 25H176V24H174ZM206 25H207V24H206ZM208 25H209V24H208ZM120 26H121V25H120ZM137 26H138V25H137ZM151 26H152V27H153V26L155 27L156 24H153V25H151ZM157 26H158V25H157ZM157 26H156V27H157ZM161 26H162V25H161ZM164 26H165V25H164ZM169 26L167 25L166 27H169ZM172 26H173V25H172ZM187 26H188V25H187ZM224 26H223V27H224ZM226 26H227V25H226ZM229 26L231 27L232 25H229ZM3 27H4V26H3ZM15 27H16V26H15ZM15 27H13L12 30H13V29L16 30ZM113 27H114V26L111 27V31H112V28H113ZM139 27H140V26H139ZM152 27H150L149 29L153 31V29H151ZM170 27H171V26H170ZM185 27H186V26H185ZM197 27H198V23H197ZM213 27H214V26H212V28H213ZM218 27H219V26H218ZM18 28H20V30H21V27H20V26H18ZM22 28H23V27H22ZM25 28H26V27H25ZM25 28H23V29H25ZM123 28H124V27H121V28L119 27V31H118V32H120V30H122ZM162 28H163V27H162ZM180 28H181V27H180ZM180 28H178V29H180ZM194 28H195V27H194ZM201 28H203V27H201ZM221 28H222V25H221ZM224 28H225V30H227L229 27H228L227 29H226V27H224ZM224 28H223V29H224ZM231 28H232V27H231ZM3 29H4V28H3ZM114 29H115V28H114ZM134 29H135V27H134ZM190 29H191V28H190ZM195 29H196V28H195ZM213 29H214V31H215V33H216V34L214 33V34H215V37H216V35H218L216 29H219V35H220V33H221V32H220V28H216V29L213 28ZM223 29H222V31H224ZM115 30H116V29H115ZM138 30H140V29H138ZM147 30H148V29H147ZM167 30H168V29H167ZM170 30L173 31L172 28H171ZM199 30H200V27H199ZM211 30H212V29H211ZM230 30H231V29H230ZM109 31H110V29H109ZM109 31H107V32H109ZM125 31H126V30H125ZM127 31H128V29H127ZM135 31H136V29H135ZM152 31H151V32H152ZM165 31H166V29H165ZM171 31H170V32H171ZM182 31H183V30H182ZM186 31H187V30H186ZM197 31H198V30H196L195 32L197 33ZM227 31H229V30H227ZM1 32H2V31H1ZM15 32H16V31H15ZM25 32H26V31H25ZM28 32H30V31H28ZM148 32H149V31H148ZM154 32H155V30H154ZM156 32H157V34L160 36V34H159L160 31L158 32V30H156ZM167 32H168V31H167ZM173 32H175V31H173ZM176 32H177V30H176ZM183 32H184V31H183ZM183 32H182V33H183ZM191 32H192V29H191ZM200 32H203L202 29L200 30ZM4 33H5V32H4ZM7 33H8V32H7ZM19 33H21V32H19ZM22 33H23V32H22ZM22 33H21V34H22ZM26 33H27V32H26ZM26 33H25V34H26ZM31 33H32V32H31ZM31 33H30L29 35H31ZM85 33H86V32H85ZM112 33H113V32H112ZM160 33H162V32H160ZM186 33H187V35H188V31H187ZM222 33H223V32H222ZM222 33H221V35H222ZM231 33H232V31H231ZM231 33H229L230 35H228V33H226V37H227V35H228V36H231V35H232ZM14 34H15V33H14ZM21 34H20V35H21ZM121 34H122V32H121ZM136 34L140 35V33H136V32H135V35H136ZM151 34H152V33H151ZM168 34H169V33H168ZM170 34H172V33H170ZM170 34H169V35H170ZM176 34H177V33H176ZM184 34H185V32H184ZM206 34H207V33H206ZM208 34H209V33H208ZM16 35H17V33H16ZM16 35H14V37H12V38H11V37H8L7 40H8V41H9L10 39L13 40V39L16 37ZM20 35H19V38L21 39L22 37H20ZM38 35H39V33H38ZM85 35H86V34H85ZM113 35H114V34H113ZM138 35H137V36H138ZM146 35H147V34H146ZM153 35H154V34H153ZM155 35H156V34H155ZM163 35H164V34H163ZM173 35H174V33H173ZM190 35H191V34H190V32H189V37H190ZM197 35H199V34H197ZM11 36H13L12 33H11ZM114 36H115V35H114ZM117 36H118V35H117ZM120 36L123 37L124 35L122 34V35H120ZM210 36H212V35H210ZM222 36H224V35H222ZM25 37H28V34H26ZM25 37H24V38H25ZM32 37H33V36H32ZM32 37L30 36L31 40L33 39V40H32V43H33L35 37H34V38H32ZM38 37H39V36H38ZM127 37H128V36H127ZM140 37H141V36H140ZM160 37H161V36H160ZM160 37H159V38H160ZM184 37H185V36H184ZM187 37H188V36H187ZM43 38H44V37H43ZM48 38H49V37H48ZM118 38H119V37H118ZM135 38H136V37H135ZM145 38H146V37H145ZM153 38H154V36H153ZM164 38H165V37H164ZM166 38H167V37H166ZM180 38H181V37H180ZM190 38H193V36L190 37ZM190 38H189V39H190ZM220 38H221V37H220ZM230 38H231V37H230ZM239 38H240V39H239ZM0 39H1V37H0ZM3 39H4V41H6V40H5L6 38H3ZM15 39L17 40V37H16ZM121 39H123V38H121ZM126 39H127V38H126ZM126 39H125V36H124V40H126ZM143 39H144V38H143ZM156 39H157V37H156ZM160 39H161V38H160ZM169 39H170V38H169ZM171 39H172V38H171ZM211 39H212V37H211ZM211 39H210V41H211ZM215 39H218V38H215ZM226 39H227V38H226ZM26 40H29V39H26ZM35 40H36V39H35ZM38 40H39V39H38ZM38 40H36V42H37ZM144 40H145V39H144ZM148 40H149V38H148ZM162 40L165 41L164 39H162ZM162 40H161V43H163ZM178 40H179V39H178ZM181 40H182V39H181ZM184 40H185V39H184ZM190 40L192 41L193 39H190ZM242 40H243V41H242ZM8 41H6L5 44H9ZM20 41H21V40H20ZM24 41H25V40H24ZM49 41H50V40H49ZM121 41H123V40H121ZM127 41H128L127 43H128V46H129V41H130V40H127ZM167 41H168V40H167ZM173 41H174V40H173ZM191 41H190V42H191ZM196 41H197V39H196ZM205 41H206V40H205ZM212 41H213V40H212ZM216 41H218V40H216ZM227 41H228V39H227ZM235 41H236V42H235ZM14 42H15V41H14ZM14 42H13V43H14ZM17 42H18V40H17ZM36 42H35V43H36ZM54 42H55V41H54ZM142 42H143V41H142ZM174 42H175V41H174ZM192 42H194V41H192ZM208 42H209V41H208ZM221 42L224 43V42H225V38H224V39L222 38ZM228 42H229V41H228ZM238 42H239V45H236V43H238ZM3 43H4V42H3ZM22 43H23V42H22ZM25 43L28 44V45H26V46L23 45V46L25 47V51H26V52L30 53V52L34 51V50L31 51V49L29 48V47H31V43H30V42H28V43L25 42ZM29 43H30V44H29ZM35 43H34V44H35ZM44 43L47 45V43L43 41V44H44ZM49 43H50V42H48V44H49ZM125 43H126V42H123V44H125ZM147 43H148V42H147ZM149 43H150V42H149ZM164 43H165V42H164ZM214 43H215V41H214ZM233 43H235V44H233ZM14 44H15V43H14ZM16 44H17V43H16ZM16 44H15V45H16ZM43 44H41V45H43ZM52 44H53V43H52ZM55 44H56V43H55ZM55 44H53V45L56 46L57 44H56V45H55ZM123 44H122V45H123ZM134 44H135V43H134ZM137 44H138V43H137ZM145 44H146V42H145ZM150 44H151V43H150ZM150 44H148V46H149ZM153 44H154V43H153ZM165 44H166V43H165ZM170 44H171V40H170ZM172 44H173V42H172ZM176 44H177L179 47H181V49H182V47H186L185 49H188V52H187V53H188V55L190 56L191 61L193 60V61L195 62L196 60H197V61L199 60V58L197 59V52H198V51L194 48V47L196 46V44H199L198 42L192 43V44H195V46H193L192 44H191L192 46L189 45V44L187 45V40H185V42H182V41H176ZM200 44H203V43H200ZM211 44H212V43H211ZM216 44H218V43H216ZM225 44H227V43L225 42ZM2 45H3V47H4V48H2V49H7L8 46H4V44H2ZM36 45H37V44H36ZM46 45H45V47H46ZM119 45H120V44H119ZM119 45H118V46H119ZM138 45H139V44H138ZM168 45H169V44H168ZM168 45H167V47H168ZM204 45H206V42H205ZM212 45L214 46V44H212ZM212 45H211V46H212ZM219 45H220V47L222 46L220 43H219ZM9 46H10V48L8 47L9 50L12 49V50L15 51L16 48H13L12 45H10V44H9ZM23 46H22V47H23ZM50 46H51V45H50ZM123 46H125V45H123ZM150 46H154V47L156 48L155 44H154V45L151 44ZM164 46L166 47V45H164ZM206 46H208L209 48H211V46H209V44L206 45ZM225 46H226V45H225ZM225 46H223V47H225ZM0 47H1V43H0ZM5 47H6V48H5ZM11 47H12V48H11ZM15 47H16V46H15ZM40 47H41V46H40ZM52 47H53V46H52ZM57 47H58V46H57ZM57 47H54V48H57ZM120 47H121V46H120ZM129 47H130V46H129ZM169 47H171V46H169ZM187 47H188V48H187ZM199 47H200V45H199ZM202 47H203V45H202ZM223 47H221V48L223 49ZM27 48H28V49H27ZM31 48H34L33 45H32ZM35 48H36V47H35ZM59 48H61V46H60ZM59 48H58V49H59ZM122 48H123V47H121V49H122ZM127 48H128V47H127ZM127 48H125V49L123 48V49L126 50ZM36 49L38 50V49H39V46H38ZM61 49H62V48H61ZM61 49H60L59 51L62 52V51H64L66 48H64V50H63V49L61 50ZM117 49H119V48H117ZM123 49H122V51H123ZM129 49H130V48H129ZM134 49H135V48H133V50H134ZM166 49H167V48H166ZM166 49H164L163 52H164ZM172 49H174V47H173ZM175 49H176V48H175ZM177 49H180V48H177ZM185 49H184V50H185ZM204 49H205V47H204ZM0 50H1V49H0ZM9 50H8L9 55H11V54H10L11 50H10V51H9ZM18 50H19V51H18ZM18 50H17V52L14 53V54H18V52L20 53V49H18ZM28 50H29V51H28ZM39 50H40V52H41V49H39ZM39 50H38V51H39ZM52 50H53V49H52ZM66 50H67V49H66ZM138 50H140V49H138ZM142 50H143V49H142ZM142 50H141V53H142ZM200 50H201V49H200ZM211 50H213V49L211 48ZM219 50H220V49H219ZM25 51H23V52H24V54L26 55ZM42 51H43V50H42ZM49 51H50V48H49ZM54 51H55V50H54ZM69 51H71V50H70V49L67 50V53H66L67 55H68V52H69ZM134 51H135V50H134ZM136 51H137V50H136ZM143 51H144V50H143ZM149 51H150V49H149ZM152 51L155 52L156 50H152ZM205 51H206V50H205ZM207 51H210V50H207ZM213 51H215V50H213ZM221 51H222V50H221ZM223 51L225 52L226 49L223 50ZM227 51H229V49H228ZM227 51L225 52L226 54H227ZM3 52H4V51H3ZM3 52H2V53H3ZM6 52H7V50H6ZM23 52L21 51L22 54H23ZM40 52H39V53H40ZM64 52H65V51H64ZM64 52H63V53H64ZM74 52H75V51H74ZM104 52H105V50H104ZM123 52H124V51H123ZM154 52H153V53H154ZM176 52H177V51H176ZM230 52H228V53H230ZM32 53L34 54L35 52H32ZM63 53H62V54H63ZM125 53L127 54V51H126ZM143 53H145V51H144ZM165 53H166V52H165ZM170 53H171V52H170ZM201 53L204 54V52H201ZM217 53L219 54V52H217ZM3 54H4V53H3ZM14 54H13V55H14ZM22 54H21V55H22ZM35 54H36V57H37V56H38V55H37V54H38L37 51H36ZM35 54H34V55H35ZM40 54H41V53H40ZM64 54H65V53H64ZM66 54H65V55H66ZM70 54H72V52H71ZM157 54H158V53H156V56H157V57H160V56H158ZM173 54H174V53H173ZM1 55H2V54H1ZM25 55H24L23 59L25 60V58H27L26 60H28V61H27L28 63H29L30 60L34 57V55H32L33 57L29 60V58L26 57ZM57 55H61V53H60V54L57 53ZM77 55H79V54H77ZM77 55H76V57H77ZM81 55H82V54H81ZM138 55H139V53H137V57L140 58V56H138ZM184 55H185V54H184ZM198 55H200V54H198ZM205 55H207V54L205 53ZM209 55H210V54H209ZM212 55H213V54H211V56H212ZM215 55L217 56V54H215ZM2 56H3V55H2ZM11 56H12V55H11ZM22 56H23V55H22ZM28 56H29V54H28ZM43 56H44V55H43ZM165 56H166V55H165ZM174 56H175V54H174ZM213 56H214V55H213ZM216 56H215V58H216ZM227 56H229V54H228ZM3 57H4V56H3ZM3 57H2V58H3ZM29 57H31V56H29ZM56 57H57V56H56ZM61 57H65V56L63 55V56H61ZM66 57L69 59L70 56H66ZM80 57H82V56H80ZM146 57H147V56H146ZM172 57H173V55H172ZM198 57H199V56H198ZM209 57H210V56H209ZM219 57L221 58V56H219ZM219 57H218V60H220ZM229 57L231 58V59L228 58V59H229V64H230V62H231L230 60H233V59H232L233 57H231V56H229ZM0 58H1V57H0ZM4 58H5V57H4ZM4 58H3V59H4ZM18 58H19V56H18ZM39 58H40V57L38 56V58H35V59H38V60H39ZM44 58H45V57H44ZM58 58H59V57H58ZM144 58H145V57H143V59H144ZM169 58H170V56H169ZM175 58L178 60L177 57H175ZM180 58H182V57H180ZM180 58H179V59H180ZM204 58H205V57H204ZM207 58H208V57H207ZM207 58H206V59H207ZM213 58H214V57H213ZM213 58H212V61H213ZM215 58H214V59H215ZM223 58H224V55H223ZM5 59H6V58H5ZM8 59H9V57H8ZM8 59L6 60V62L8 61ZM14 59H15V58H14ZM19 59H21V58H19ZM19 59H18V61H17V66H16V68L18 67ZM35 59H32V61L35 60ZM56 59H57V58H56ZM62 59H63V58H62ZM110 59H111V58H110ZM143 59H142V60H143ZM160 59H162V58L160 57ZM164 59H165V58L163 57V60H164ZM9 60H12V59H9ZM15 60H17V59H15ZM26 60H25V61H26ZM38 60H37V62H38ZM66 60H67V59H66ZM70 60H71V59H69V61H70ZM76 60H77V59L75 58V61H76ZM83 60H85V59H82V61H83ZM111 60H113V59H111ZM181 60L183 61V59H181ZM181 60H180V61H181ZM188 60H189V59H188ZM188 60H186V61H188ZM204 60H205V59H204ZM224 60H225V58H224ZM224 60L222 59V61H224ZM237 60H235V61H237ZM20 61H22V59H21ZM48 61H49V60H48ZM53 61H55L54 58H53ZM63 61H65V60L63 59ZM116 61H118V60H116ZM180 61H179V62H180ZM182 61H181V62H182ZM197 61H196V62H197ZM225 61H226V60H225ZM0 62H1V60H0ZM9 62H10V61H9ZM12 62H13V61H12ZM42 62H43V61H42ZM44 62H45V61H44ZM61 62H62V60H61ZM83 62H84V61H83ZM86 62H87V61H86ZM111 62H112V61H111ZM114 62H115V61H114ZM141 62H142V61H141ZM188 62H189V61H188ZM213 62H215V61H213ZM226 62H227V61H226ZM19 63H20V64L22 63V64H23L22 66H24L23 68H25V65H24V64H26L25 62H24V63H23V62H19ZM30 63H31V62H30ZM30 63H29V64H30ZM32 63L34 64L35 61L32 62ZM58 63H59V62H58ZM87 63H88V62H87ZM150 63H151V61H149V64H150ZM217 63H219V62H217ZM234 63H235V62H234ZM10 64H11V63H10ZM10 64H9V65H10ZM14 64L16 65V63L14 62L13 64H11L13 67H12V66L10 67V68H12L11 70H13L12 73H14L15 70L18 69V68H17V69L15 68V70H14V67H15ZM48 64L50 65L49 62H48ZM48 64H47V65H48ZM53 64L56 65L55 62H54ZM59 64H61V63H59ZM84 64H85V63H84ZM192 64H193V62H192ZM196 64H197V63H196ZM205 64H208V62L205 63ZM7 65H8V64H7ZM7 65H6L4 62L0 64V71H1V70H4V74H0V92L2 91V95L0 94V100H1V98L3 97V95H4L5 98H4V97H3L4 99L2 98L3 103H4L5 101L7 102L8 99H11V100L13 99L12 101H16L15 96H18V94H19L18 90H17V92H18L17 95H16V91H15V89H14V90H11L12 92L15 91V92H14L15 95H14V94H11V93H10L9 95H7V93L10 92L8 89H11L10 85L12 86L13 84H15V83H13V81H14V82H17V81L19 80V79H18V80L15 81V80H14L15 76L18 77L17 75L19 74V77H21V76H22V75H20L21 72H22L21 74H24L23 71H20L19 73L16 72V73H18V74L15 73V76L12 77V75L10 74L11 71H9L10 69H7V67H8ZM51 65H52V64H51ZM54 65H53V68H54ZM57 65H58V64H57ZM113 65H114V64H113ZM118 65H120V64H118ZM118 65H117V66H118ZM193 65H194V64H193ZM199 65H200V66L204 65V61H203V64H202V65H201L200 62H199ZM208 65H210V64H208ZM28 66H30V65H27L26 67H28ZM36 66H37V64H36ZM43 66H44V65H43ZM43 66H42V67H43ZM184 66H185V64H184ZM196 66H197V65H196ZM204 66H205V65H204ZM206 66H207V65H206ZM206 66H205V67H206ZM218 66H219V68H222L221 65H218ZM234 66H235V65H234ZM46 67H47V66H46ZM46 67H45V68H46ZM49 67H50V66H49ZM64 67H65V65H64ZM76 67H77V69H78V67L80 68V66H78V65H77ZM96 67H98V66H96ZM147 67H148V66H147ZM185 67H186V66H185ZM208 67H209L208 70H209V69H213V68H210V67H213V64H211V65L208 66ZM228 67L230 68V66H228ZM23 68H22L21 70H24ZM28 68H29V67H28ZM40 68H41V66L39 67V69H40ZM43 68H44V67H43ZM51 68H52V66H51ZM56 68H58V66H56ZM56 68H54V69H56ZM67 68H68V66H67ZM160 68H161V67H160ZM193 68H195V67H193ZM198 68H199V67H198ZM216 68H217V67H215V70H216ZM33 69H34V68H33ZM61 69L64 70V68H61ZM65 69H66V67H65ZM70 69H72V68H68V70L66 69L67 71H69L68 74H70V73L73 74V72H74V75H75V71L70 72V71H71ZM73 69L76 70L75 68H73ZM73 69H72V70H73ZM94 69H95V68H94ZM187 69H188V68H187ZM200 69L202 70V68H200ZM205 69H206V68H205ZM233 69H234V68H233ZM233 69H232V70H233ZM239 69H237V70H239ZM5 70H7V72H5ZM19 70H20V69H19ZM28 70H29V69H28ZM34 70H36V68H35ZM206 70H207V69H206ZM206 70H205V71H206ZM225 70H226V69H225ZM8 71H9V72H8ZM17 71H18V70H17ZM25 71H27V70L25 69L24 72H25ZM40 71L43 72L42 69H40ZM40 71H39L38 73L36 72V74H39V75L41 76V77H40L41 79H43L44 76H47L46 79H48V80H49V78H51V77H52V79H54V77H55L54 75L56 74V72H55L54 70H52L53 73L55 72L54 74H51V70H47V71L45 70L46 73L48 72V73H47L48 75H47L45 72H43V73H44V76H43V75H42L43 73H41ZM49 71H50V72H49ZM61 71H62V70L57 71V73L59 72L60 75H61V73H63V72H61ZM151 71H152V70H151ZM151 71H150V72H151ZM189 71H190V70H189ZM191 71H192V70H191ZM191 71H190V72H191ZM197 71H199V70H197ZM233 71H234V70H233ZM235 71H236V70H235ZM29 72H30V71H29ZM33 72H34V71H33ZM33 72L31 71V74H33ZM77 72H78V70H77ZM93 72H94V71H93ZM199 72H202V71H199ZM203 72H204V71H203ZM208 72H209V71H208ZM227 72H228L227 75H228V77H229L228 79H230V77H232V76H229V75L231 74V69H230V71L227 70ZM237 72H238V71H237ZM1 73H2V72H1ZM25 73H26L25 75H26L27 77H29L28 71L25 72ZM66 73H67V72H66ZM80 73H81V72H79V73H77V74H80ZM132 73H134V72H132ZM139 73H140V72H139ZM139 73H137V74H139ZM162 73H163V72H162ZM205 73H206V72H205ZM209 73H210V72H209ZM209 73H207V74L209 75ZM229 73H230V74H229ZM235 73H236V72H234L233 74H235ZM34 74H35V72H34ZM87 74H89V73H87ZM135 74H136V73H135ZM194 74H195V73H194ZM198 74H199V73H198ZM198 74H197V75H198ZM233 74H231V75H233ZM10 75H11V76H10ZM13 75H14V74H13ZM25 75H23V77H24ZM49 75H50V76H49ZM52 75H53L54 77H53ZM57 75L59 76V74H57ZM80 75L83 76V74H80ZM130 75H131V74H130ZM199 75H200V74H199ZM199 75H198V76H199ZM201 75H202V74H201ZM201 75H200V77H202ZM215 75H216V74H215ZM26 76H25L24 78H21V81H22V82H20V83H21L20 86L25 82V81H23L22 79L25 80V79L27 78ZM78 76H79V75H78ZM78 76L76 77L77 80H78V78H80V77H78ZM88 76H91V75L89 74ZM237 76H238V75H236V77H237ZM33 77H35V79L33 80V82H35V80H37L36 78L38 77V75H37V77H36L35 75H33ZM62 77H63V76H62ZM92 77H93V76H91V77H89V78L92 79ZM94 77H95V76H94ZM107 77H108V76H107ZM135 77H136V76H135ZM203 77H204V75H203ZM205 77L208 78V76H206V75H205ZM209 77H210V79L212 78L211 82H212V81H215V79H214L215 76H213V77H212V76H209ZM234 77H235V75H233L232 78H234ZM236 77H235V79H233V81H236V82H237ZM238 77H239V76H238ZM246 77H247V76H246ZM246 77H244V75H243V78H246ZM11 78H12L13 80H12ZM40 78H39V81H40V82H42V81H46V79H45V80L43 79V80L41 81ZM131 78L134 79V76H133V77L131 76ZM52 79H51V80H52ZM55 79H56V83L54 82L55 84H54V83H53V84H54V86H55V88H56V85L58 84V81H57V78H55ZM74 79H75V78H74ZM154 79H155V78H154ZM210 79H209V81H210ZM213 79H214V80H213ZM238 79H239V78H238ZM247 79H248V77H247ZM27 80L29 81L30 79L28 78V79H26V81H27ZM51 80H50V81H51ZM63 80H64V79H63ZM75 80H76V79H75ZM92 80L94 81V78H93ZM131 80H132V79H131ZM205 80H206V78H205ZM239 80H240V79H239ZM248 80H249V79H248ZM248 80H247V82H245V83L253 84V83H250ZM28 81H27V82H28ZM39 81H37V82L39 83ZM65 81H66V80H64L63 82L65 83ZM79 81H80V80H79ZM89 81H90V79H88V82H89ZM95 81H96V80H95ZM134 81H136V80L134 79ZM228 81H230L231 83L233 82V81H231V80H227V82H228ZM242 81H243V80H242ZM242 81H239V82H242ZM11 82H12V83H11ZM27 82H26V84H27ZM30 82H31V81H30ZM60 82H62V81H60ZM69 82H70V80H69ZM74 82H76V81H74ZM90 82H91L90 84H92V81H90ZM100 82H101V79H100ZM162 82H163V81H162ZM164 82H165V81H164ZM205 82H206V81H205ZM216 82H217V81H216ZM230 82H229V84H228V85H229V88L232 87V86H231L232 84L230 85ZM236 82H235V84H236ZM46 83H49V82H46ZM79 83H80V85H82L81 82H79ZM79 83H78V84H79ZM86 83H87V81H85V83H84L85 86H86ZM111 83H115V82H111ZM137 83H138V82H137ZM188 83H189V82H188ZM188 83H186V84H188ZM207 83H208V82H207ZM213 83H214V82H213ZM218 83H220V82H218ZM242 83H244V82H242ZM245 83H244V84H245ZM26 84H25V85L23 84V85L25 86L24 88H25V90H26V89H27V90H30V91H27V93H30L31 90L34 89V87H32V86L35 85V84H32V86L30 87V88H32V89H30V88H29V89L26 88V86L28 85V84H27V85H26ZM42 84H43V82L41 83V86H42ZM49 84H52V82L49 83ZM53 84H52L51 86H53ZM66 84H68V83H66ZM72 84H73V83H72ZM72 84H71V85H72ZM84 84H83V85H84ZM90 84L87 83V86L89 85V88L87 87L88 90H89L90 87H91ZM93 84H94V83H93ZM101 84H102V82L100 83V85H101ZM104 84H105V83H104ZM125 84H126V83H125ZM171 84H172V83H171ZM171 84H170V86H171ZM239 84H240V83H239ZM244 84H242V85H244ZM17 85H18V84H17ZM46 85H48V84H46ZM73 85H74V84H73ZM76 85H77V82H76ZM115 85H116V83H115ZM177 85L180 86L179 84H177ZM189 85H190V83H189ZM212 85H216V84L214 83V84H212ZM217 85H218V84H217ZM217 85H216V86H217ZM236 85H237V84H236ZM28 86H29V85H28ZM35 86L37 87V85H35ZM49 86H50V85H49ZM57 86H58V85H57ZM61 86H63V85H61ZM66 86H67V85H66ZM85 86H84V90H85ZM117 86H118V84H117ZM143 86H144V85H143ZM219 86H220V85H219ZM246 86H247V85H246ZM17 87L19 88V86H17ZM21 87H22V86H21ZM21 87L19 88V91H20V90H22V91L24 90V89H22L23 87H22V88H21ZM92 87H93V86H92ZM96 87H97V85H96ZM101 87H102V86H101ZM101 87H100V88H101ZM103 87H104V85H103ZM103 87H102V88H103ZM140 87H141V86H140ZM157 87H158V86H157ZM172 87H173V86H172ZM185 87H186V86H185ZM217 87H218V86H217ZM227 87H228V86H227ZM234 87H236V86H234ZM234 87H233V88H234ZM239 87H240V89L243 88V87H241V86L238 85L237 88H239ZM244 87H245V86H244ZM248 87H249V86H248ZM18 88H17V89H18ZM38 88H39V87H38ZM38 88H37V89H38ZM44 88H45V86H44ZM44 88L41 87L42 90H43ZM73 88H74V87H73ZM104 88H105V87H104ZM124 88H125V87H124ZM188 88H190V87H188ZM39 89H40V88H39ZM39 89H38V90H39ZM41 89H40V91L34 89V90H33V91H34L33 93H35V90L41 93V91H42ZM45 89H46V88H45ZM76 89H77V88H76ZM78 89H79V88H78ZM184 89H185V88H184ZM186 89H187V87H186ZM191 89H192V88H191ZM191 89H190V90H191ZM218 89H219V87H218ZM240 89H239V90H240ZM252 89H253V88H252ZM7 90H8V91H7ZM46 90H47V89H46ZM52 90H54V87H53ZM72 90H73V89H72ZM74 90H75V89H74ZM79 90H80V89H79ZM81 90H83V89H81ZM97 90H98V88H97ZM105 90H106V89H105ZM118 90H119V89H118ZM125 90H127V89L125 88ZM179 90H180V89H179ZM206 90H207V89H206ZM229 90H230V89H229ZM232 90H234V89H232ZM236 90H237V89H236ZM243 90L245 91L244 88H243ZM246 90H248V89H246ZM22 91H21V92H22ZM94 91H95V90H94ZM100 91H102V90H100ZM106 91H107V90H106ZM128 91H130V90H128ZM184 91H185V90H184ZM191 91H192V90H191ZM240 91H242V90H240ZM258 91H257V92H258ZM24 92H25V91H23L21 94L24 95V94H25ZM38 92H37V93H38ZM75 92H76V91H75ZM79 92H80V91H79ZM86 92H88V91H86ZM173 92H174V91H173ZM173 92H172V93H173ZM187 92H188V91H187ZM235 92H236V91H235ZM242 92H243V91H242ZM246 92H248V91H245V93H246ZM33 93H31L32 96H34ZM37 93H35V96H34V97H35V100H36V98H37L36 95L39 94V93H38V94H37ZM44 93H45V92H43V94H44ZM73 93H74V92H72V94H73ZM88 93H89V92H88ZM91 93L94 94V92H91ZM99 93H102V92H99ZM99 93H97V96H98ZM215 93H216V92H215ZM231 93H232V91L230 90V94H231ZM255 93H256V92H255ZM261 93H262V92H261ZM5 94H6L7 96H5ZM21 94H19V95H21ZM31 94H29V96H31ZM43 94H42L41 97H43ZM79 94H80V93H79ZM81 94H82V92H81ZM93 94H92V95L90 94V95L92 96V97H91L92 99L95 98ZM102 94H103L102 97H104V92H103ZM107 94H108V93H107ZM107 94H106V96H107ZM207 94H208V93H207ZM228 94H229V91H228ZM230 94H229V96H230ZM243 94H244V92H243ZM247 94H251V93H250V90H249V92H248ZM247 94H245V96H246V97H249L250 95L247 96ZM23 95L20 96V98L22 97V98L24 99ZM27 95H28V94H27ZM53 95H55V94L53 93ZM58 95H59V94H58ZM100 95H101V94H100ZM176 95H177V94H176ZM216 95H217V93H216ZM232 95H234V94L232 93ZM25 96H26V94H25ZM29 96H26V99H27V97H29ZM129 96H130V95H129ZM177 96H178V95H177ZM200 96H201V95H200ZM245 96H243V98H244ZM44 97H45V96H44ZM44 97H43V98H44ZM74 97H75V96H74ZM74 97H73L72 99H75ZM102 97H101V98H102ZM206 97H207V96H206ZM231 97H233V99H234V96H231ZM246 97H245V99H247ZM261 97H262V95H261ZM20 98H19V99H20ZM22 98H21V99H22ZM49 98H50V97H49ZM49 98L47 97V99H49ZM56 98H57V97H55V98L53 97V99H56ZM82 98H83V97H82ZM101 98H100V99H101ZM104 98H106V97H104ZM104 98H103V99H104ZM180 98H181V97H180ZM213 98H214V97H213ZM239 98H240V97H239V94H238V97H237L238 100H237V101H238V102L240 101L239 104L242 105V101H241L242 99H239ZM251 98H252V97H251ZM263 98H264V96H263ZM5 99H7V100H5ZM17 99H18V98H17ZM19 99L16 101V102H19V103L14 102V104H20V105L23 104L24 101L22 102V100H21L22 103H20ZM28 99H29V98H28ZM44 99H45V98H44ZM57 99H58V98H57ZM57 99H56V100H57ZM95 99H98V100H99L98 97L95 98ZM103 99H102V100H103ZM172 99H173V98H172ZM183 99H184V98H183ZM206 99H207V98H206ZM211 99H212V98H211ZM211 99H210V102H211ZM235 99H236V97H235ZM249 99H250V98H249ZM252 99H253V98H252ZM2 100H1V101H2ZM4 100H5V101H4ZM39 100H40V99L38 98V102H39ZM41 100H43V99H41ZM50 100H51V99L46 100V101H49V102L51 103ZM87 100H88V103L91 101V99H90V100L87 99ZM102 100H99V101H102ZM175 100H176V99H175ZM199 100H200V99H199ZM254 100L257 101V103H258V100H256V99H254ZM1 101H0V102H1ZM44 101H45V100H43V104L46 103V101H45V102H44ZM105 101H108V100H107V99H106V100L104 99V102H105ZM109 101H110V100H109ZM176 101H179V102H177V103H180L181 100H176ZM185 101H186V100H185ZM194 101H195V100H194ZM207 101H208V100H207ZM233 101H234V100H233ZM237 101H234V102H236V106H237ZM245 101H246V100H245ZM6 102H5V103H6ZM8 102H9V101H8ZM8 102H7V103H8ZM28 102H31V101H28ZM28 102H26V100H25V103H26V104H29ZM49 102H48L47 104H49ZM53 102H54V101H53ZM53 102H52L51 104H53V105L56 104V103H53ZM57 102H58V100H57ZM83 102H84V101H82V103H83ZM94 102H95V100L93 99V103H94ZM102 102H103V101H102ZM104 102H103V103H104ZM132 102H133V101H132ZM243 102H244V101H243ZM247 102H248V100H247ZM35 103H36V102H35ZM41 103H42V102H41ZM41 103H40V104H41ZM100 103H101V102H100ZM114 103H116V101H115ZM186 103H187V102H186ZM199 103H200V102H199ZM212 103H213V102H212ZM231 103H232V102H231ZM244 103H245V102H244ZM10 104H12V103H10ZM31 104H32V102H31ZM90 104H91V102H90ZM95 104H97V103L95 102ZM105 104H106V102H105ZM105 104H104V106H105ZM109 104L111 105L112 102L110 101ZM109 104H106V105H109ZM126 104H127V103H126ZM128 104H129V103H128ZM189 104H190L189 107H191V103H189ZM193 104H194V103H193ZM193 104H192V105H193ZM196 104H197V103H196ZM206 104H207V103H206ZM247 104L250 105L249 102H248ZM259 104H260V106H262V107H263V105H264V104L261 105L260 101H259L258 105H259ZM6 105H7V104H6ZM23 105H24V104H23ZM32 105H34V106H35L34 108L37 109V104H32ZM32 105H31V106L27 105L26 109L28 110L29 108H32ZM45 105H46V104H45ZM61 105H62V104H61ZM79 105H80V104H79ZM92 105L94 106V104H92ZM97 105H98V104H97ZM110 105H109V106H110ZM240 105H238V106H240ZM4 106H5V105H4ZM14 106H15V105H14ZM21 106H22V105H21ZM39 106H40V105H39ZM41 106H42V105H41ZM49 106H50V104H49ZM55 106H57V104L54 105V107L52 106V107H49V108H51V109L53 110L54 108L56 109ZM63 106H64V104H63ZM89 106H91V105H89ZM98 106H99V105H98ZM98 106H95L94 108H96V107H98ZM117 106H121V105H119V103H118ZM134 106L136 107V105H134ZM194 106H195V105H194ZM202 106H203V105H202ZM205 106H206V105H205ZM227 106H228V105H227ZM245 106H246V105H245ZM250 106H251V105H250ZM0 107H1V106H0ZM18 107H20V106H18ZM46 107H47V105L44 106V108H46ZM71 107L73 108V106H71ZM99 107H100V106H99ZM106 107H107V106H106ZM106 107H105V108H106ZM203 107H204V106H203ZM209 107H210V106H209ZM213 107H214V106H213ZM243 107H244L243 105H242V107L240 106V108H243ZM251 107H252V106H251ZM14 108H15V107H14ZM22 108H23V107H21V109H22ZM44 108L41 107V108L38 109V110H41V109L44 110ZM68 108H69V107H68ZM72 108H71V109H72ZM76 108H77V107H76ZM76 108H75V110H77L79 107H78L77 109H76ZM107 108H109V107H107ZM112 108H113V107H112ZM118 108H119V107H118ZM193 108H194V107H193ZM205 108H206V107H205ZM224 108H226V107L224 106ZM228 108H229V107H227V109H228ZM59 109L61 110V108H59ZM63 109H64V108H63ZM63 109H62V110H63ZM92 109H93V108H92ZM101 109H102V108H101ZM191 109H192V108H191ZM29 110H31V109H29ZM52 110H51V111H52ZM83 110H84V109H83ZM115 110H116V112L118 111V109H115ZM128 110H129V109H128ZM144 110H145V109H144ZM203 110H204V109H203ZM244 110H245V111H244ZM246 110H247L246 108L243 109V110H242V113H243V111H244L245 114H247L248 112H247ZM253 110H255V107H253ZM261 110H262V109H261ZM261 110H260V111H261ZM41 111H42V110H41ZM41 111H40V112H41ZM81 111H82V110H81ZM81 111H80V112H81ZM90 111H92V110H90ZM93 111H94V110H93ZM96 111H97V109H96ZM100 111H101V110H100ZM112 111H113V110H112ZM206 111H207V110H206ZM209 111H210V110H209ZM224 111H225V110H224ZM240 111H241V110H240ZM256 111H257V110H256ZM15 112H16V111H15ZM30 112H31V111H30ZM35 112H36V111H35ZM37 112H38V111H37ZM44 112H46V111H44ZM53 112H54V114H57V112H59V111H53ZM63 112H64V111H63ZM70 112H72V110H70ZM80 112H78V113H80ZM98 112H99V111H98ZM98 112H97V114H98ZM116 112H115V113H116ZM121 112H122V109H121ZM123 112H124V111H123ZM123 112H122V113H123ZM211 112H213V111H211ZM214 112H215V111H214ZM226 112H227V111H226ZM263 112H264V111H263ZM38 113H39V112H38ZM93 113H94V112H93ZM200 113H201V112H200ZM209 113H210V112H209ZM223 113H225V112H223ZM229 113H231V112H227V114H229ZM232 113H233V112H232ZM234 113H235V112H234ZM249 113H250V112H249ZM251 113H252V112H251ZM251 113H250V114H251ZM29 114H30V113H29ZM52 114H53V113H52ZM97 114H96V115H97ZM116 114H117V113H116ZM120 114H121V113H120ZM150 114H151V113H150ZM214 114H215V113H214ZM214 114H213V115H214ZM240 114H241V113H240ZM245 114H243V115H245ZM260 114H261V113H260ZM31 115H32V114H31ZM34 115H37V116H38V114H35V113H34ZM43 115H44V114H43ZM78 115H79V114H78ZM112 115H113V114H112ZM118 115H119V114H118ZM125 115H126V114H125ZM248 115H249V114H247V116H248ZM253 115H255V114L253 113ZM27 116H28V115H27ZM45 116H46V115H45ZM53 116H54V115H53ZM80 116H82V114H81ZM88 116H89V115H88ZM90 116H91V115H90ZM127 116H128V113H127ZM214 116H215V115H214ZM222 116H223V115H222ZM241 116H242V114H241ZM262 116H264L263 113H262ZM41 117H42V115H41ZM43 117H44V116H43ZM223 117H226V116L224 115ZM227 117H228V115H227ZM256 117H257V116H256ZM260 117H261V116H260ZM24 118H25V117H24ZM26 118H28V117H26ZM53 118H54V117H53ZM81 118H83V117H81ZM81 118H80V119H81ZM91 118H92V117H91ZM102 118H103V117H102ZM134 118H136V117H134ZM152 118H153V117H152ZM170 118H171V117H170ZM172 118H173V117H172ZM244 118L247 119V118H249V116H248V117H245V116H244L243 119H244ZM14 119H15V118H14ZM75 119H76V118H75ZM80 119H79V120H80ZM92 119H94V117H93ZM92 119H91V120H92ZM173 119H174V118H173ZM246 119H245V121H246ZM258 119H259V118H258ZM12 120H13V119H12ZM12 120H10V121H12ZM22 120H24V119H22ZM28 120H29V119H28ZM79 120H77V121H79ZM121 120H122V119H121ZM148 120H149V119H148ZM225 120H226V118H225ZM229 120H230V117H229ZM25 121H26V120H25ZM85 121H86V120H85ZM163 121H164V120H163ZM194 121H195V120H194ZM7 122H9L8 119H7ZM41 122H42V124L45 123L44 120H43V118H41ZM41 122H40V120H39V125H38L37 127H39V126L44 127V126H45L44 124H43L44 126L41 125ZM75 122H76V120H75ZM79 122H80V121H79ZM94 122H96V121H94ZM115 122H116V121H115ZM120 122H121V121H119V123H120ZM124 122H125V120H124ZM153 122H154V121H153ZM164 122H165V121H164ZM253 122L256 123V120H253L252 123H253ZM262 122H263V121H262ZM12 123H13V122H12ZM72 123H73V122H72ZM80 123H81V125H82V120H81ZM96 123H97V122H96ZM137 123H138V122H137ZM155 123H156V121H155ZM155 123H154V126H155ZM175 123H176V120H175ZM249 123L251 124V122H249ZM254 123H253V125H254ZM258 123H259V121L255 124V126H256ZM260 123H261V122H260ZM10 124H11V123H10ZM23 124H24V123H23ZM23 124H22V126H23ZM76 124H77V123H76ZM120 124H121V123H120ZM198 124H199V123H198ZM246 124L248 125V122H246ZM250 124L248 125V126H250V129H249V131H248L249 133H247L248 136H251V134H250V130L252 129V131H253V128L255 127V126L253 127L252 124H251V125H250ZM87 125H88V124H87ZM87 125H85V126L87 127ZM172 125H173V124H172ZM234 125H235V124H234ZM26 126H28V124H26ZM76 126H78V125H76ZM149 126H150V125H149ZM151 126H152V125H151ZM156 126H157V125H156ZM173 126H174V125H173ZM173 126H171V127H173ZM176 126H177V125H176ZM251 126H252V127H251ZM261 126H262V124H261ZM59 127H60V126H58V128H59ZM69 127H70V126H69ZM165 127H166V126H165ZM226 127H227V126H226ZM259 127H260V126H259ZM6 128H7V127H6ZM26 128H27V127H26ZM26 128H24V126H23V127L21 128V130H23V131L25 132ZM40 128H41V127H40ZM82 128H83V127H82ZM148 128H149V127H148ZM153 128H154V127H153ZM157 128H158V127H157ZM175 128H178V127H175V126H174V129H175ZM240 128H241V127H240ZM260 128H261V127H260ZM263 128H264V125H263V127H262L261 129L263 130ZM11 129H12V128H11ZM14 129H15V128H14ZM24 129H25V130H24ZM54 129H55V128H54ZM54 129H53V130H54ZM62 129H66V128H62ZM62 129H61V130H62ZM67 129H68V128H67ZM67 129H66V130H67ZM77 129H78V128H77ZM143 129H144V128H143ZM164 129L166 130V128H164ZM201 129H202V128H201ZM227 129H228V128H227ZM254 129H255V128H254ZM256 129H257V128H256ZM40 130H41V129H40ZM68 130H70V129H68ZM78 130H81V127H80ZM78 130H77V131H78ZM83 130H84V128H83ZM102 130H103V129H102ZM148 130H149V129H148ZM151 130H152V129H151ZM6 131H7V129H6ZM10 131H11V130H10ZM12 131H13V129H12ZM19 131H20V130H19ZM23 131H22V134H24ZM38 131H39V129H38ZM51 131H52V130H51ZM57 131H59V130H55V132H57ZM63 131H65V130H63ZM234 131H235V130H234ZM252 131H251V132H252ZM260 131H261V130H260ZM260 131H259V132H260ZM41 132H42V130H41ZM41 132L39 131V133H41ZM59 132H60V131H59ZM65 132H67V131H65ZM69 132H71V131H69ZM88 132H89V131H88ZM90 132H92V131H90ZM94 132H95V131H94ZM94 132H93V134H94ZM168 132H169V131H168ZM172 132H173V131H172ZM198 132H200V131H198ZM256 132H258V131H255V132H254V135L256 134ZM263 132H264V130H263ZM9 133L11 134V132H9ZM20 133H21V132H20ZM53 133H54V132H53ZM57 133H58V132H57ZM146 133H147V131H146ZM146 133H145V135H146ZM153 133H154V132H153ZM220 133H221V132H220ZM60 134H61V133H60ZM63 134H64V133H63ZM151 134H152V133H151ZM154 134H155V133H154ZM158 134H161V133H158ZM170 134H171V133H170ZM184 134H185V133H184ZM247 134H246L245 136H247ZM261 134H262V133H261ZM81 135H82V134H80V136H81ZM91 135H92V133H91ZM214 135H215V134H214ZM252 135H253V133H252ZM263 135H264V134H263ZM17 136H18V135H17ZM128 136H129V134H128ZM158 136H159V135H158ZM232 136H233V135H232ZM256 136H257V135H256ZM23 137H24V136L22 135L20 138H23ZM36 137H37V135H36ZM50 137H51V136H50ZM65 137H66V136H65ZM85 137H86V136H85ZM87 137H89V136H87ZM105 137H106V136H105ZM149 137H151V136H149ZM159 137H160V136H159ZM169 137H171V136H169ZM199 137H200V135H199ZM216 137H217V136H216ZM224 137H225V136H224ZM224 137H223V138H224ZM252 137H253V136H251V139H252ZM259 137H260V135H259ZM13 138H14V137H13ZM20 138H19V139H20ZM60 138H61V137H60ZM67 138H70V136H68ZM77 138H78V137H77ZM81 138H83V136H82ZM81 138L79 137L77 140H80ZM154 138H157V137H154ZM171 138H172V137H171ZM181 138H182V137H181ZM197 138H198V137H197ZM201 138H202V137H201ZM218 138H219V137H218ZM228 138H229V137H228ZM245 138H246V137H245ZM14 139H15V138H14ZM14 139H13V140H14ZM38 139H39V138H38ZM89 139H90V140H89ZM89 139H88V141L91 142V139H92V138L89 137ZM110 139H111V138H110ZM157 139H158V138H157ZM219 139H220V138H219ZM248 139H249V138H248ZM257 139H258V138H257ZM13 140H6V141H5V144L3 143L4 145L8 146L9 149H11L10 153H11V155H12V157H13V163L16 164L17 167H19L18 164H20V163H22V166H23V164H24L25 167L28 166V164H29V166H30V163L27 162L26 158H25V160H26V164H27V163H28V164L26 165L25 163H23V161H25V160H24V157H25L24 154L27 155V154L25 153L26 150H24V145H23V147H22L21 144H18V145H20V146L22 147V149H20V148H21V147H20L19 150H18V148H16V147H18V145L16 144V142H17L18 139L16 138V139H15V142H13ZM61 140H62V139H61ZM72 140H74V139H72ZM84 140H85V141H84ZM159 140H160V138H159ZM159 140H157V141H159ZM249 140H250V139H249ZM254 140H255V137H254ZM254 140H251V141H254ZM259 140H260V138H259ZM20 141H22V140L20 139ZM81 141H82V140H81ZM83 141H84L85 143H87V142H86V138H85V139L83 138ZM96 141H97V139H96ZM255 141H256V140H255ZM257 141H258V140H257ZM263 141H264V140H263ZM263 141H262V142H263ZM2 142H3V139H2ZM61 142L68 143V142H66V140H65V141H61ZM77 142H78V141H77ZM84 142H82V144H83ZM227 142H228V141H227ZM258 142H261V141H258ZM258 142H255V144H257ZM45 143H47V142H45ZM45 143H44V144H45ZM73 143H74V142H73ZM85 143H84V144H85ZM92 143H93V142H92ZM157 143H158V142H157ZM205 143H206V142H205ZM205 143H204V144H205ZM228 143H232V141H231V142H228ZM55 144H57V142H56ZM76 144H78V146L80 145V143H76V142H75L74 145H76ZM84 144H83V146L88 145V143H87L86 145H84ZM171 144H172V143H171ZM232 144H233V143H232ZM232 144H231V145H232ZM255 144H252V145L255 146ZM261 144L264 145L263 143H261ZM261 144H260V145H261ZM48 145H49L48 149H52V147H50V146H51V142H50V144H48ZM156 145H157V144H156ZM229 145H230V144H229ZM257 145H258V144H257ZM257 145H256V146H257ZM89 146H90V145H89ZM89 146H87V147H89ZM205 146H206V145H205ZM207 146H208V145H207ZM233 146H234V144H233ZM4 147H5V146H4ZM34 147H36V146L33 145V147H31V148L34 149ZM42 147H43V146H42ZM42 147H41L40 150L44 149L45 147H46L45 149H47V146H44V148H42ZM69 147H70V146H69ZM26 148H27V147H26ZM36 148H37V147H36ZM36 148H35L33 151H35ZM54 148H55V147H54ZM62 148H63V146H62ZM85 148H86V147H85ZM89 148H90V147H89ZM89 148H87V149L89 150ZM156 148H158V147H156ZM173 148H174V147H173ZM234 148L236 149L235 146H234ZM243 148H244V147H243ZM246 148L248 149V150H246V151H249V148H248L247 146H246ZM256 148H257V147H256ZM259 148H260V147H259ZM5 149H7V148H5ZM37 149H38V148H37ZM45 149H44V150H45ZM232 149H233V148H232ZM244 149H245V148H244ZM260 149H261V148H260ZM20 150H21V151H20ZM27 150H28V149H27ZM53 150H54V149H53ZM68 150H69V148H68ZM236 150H237V149H236ZM23 151H24V152H23ZM29 151H30V149H29ZM51 151H52V150H51ZM55 151H56V150H54V152H55ZM64 151H66V150H64ZM175 151H176V150H175ZM237 151H238V150H237ZM246 151H245V152H246ZM26 152H27V151H26ZM30 152H31V151H30ZM43 152H44V151H43ZM52 152H53V151H52ZM76 152H77V151H76ZM7 153H8V152H7ZM23 153H24V154H23ZM27 153H28V152H27ZM46 153H47V152H46ZM46 153H44L45 155L42 153V155L45 156V157H47V155H48L49 153H47V155H46ZM74 153H75V152H74ZM74 153H73V154H74ZM167 153H169V151H168ZM8 155H9V154H8ZM30 155H31V154H29V157H30ZM50 155H52V153L48 155V158L50 157ZM31 156H33V154H32ZM43 156H42V157H43ZM61 156H62V155H61ZM45 157H43V158H45ZM50 158H52V157H50ZM29 159H30V158H29ZM40 159H41V158H40ZM58 159H59V158H58ZM58 159H57V164H58ZM38 160H39V159H38ZM38 160H37V161H38ZM45 160H46V159H45ZM45 160H44V161H45ZM59 160H61V159H59ZM38 162H39V161H38ZM38 162H37V163H38ZM41 162H42V161H41ZM52 162H53V161H52ZM60 162H61V161H60ZM49 163H51V162H49ZM227 163H228V162H227ZM42 164H43V163H42ZM59 165H60V164H59ZM49 166H50V164H49ZM25 167L23 166L24 170H23L22 168L20 169V167H19V169L22 170V171H19L18 173L21 172V173L24 175L23 171H27V170H25V169H26ZM53 167H54V166H53ZM29 169H30V168H29ZM109 169H110V171L114 170V169L111 170V168H109ZM51 170H52V169H51ZM54 170H56V169H54ZM107 170H108V169H107ZM49 171H50V169H49ZM110 171H109V172H110ZM28 172H29V171H28ZM119 172H120V171H119ZM126 172H127V171H126ZM46 173H47V172H46ZM107 173H108V172H107ZM200 173H201V172H200ZM110 174H112V173L110 172ZM203 174H204V173H201V175H203ZM116 175H117V173H116ZM198 175H199V174H198ZM198 175H197V177H198ZM134 176H135V175H134ZM21 177H22V176H21ZM113 177H114V176H113ZM113 177H112V178H113ZM200 177H201V178H200ZM204 177H205V175L203 176V178H204ZM211 177H212V176H211ZM217 177H218V176H217ZM35 178H36V177H35ZM138 178H140V177H138ZM218 178H219V177H218ZM119 179H120V178H119ZM192 179H194V177H193ZM198 179H200V181H198V182H201L202 176H199ZM40 180H41V179H40ZM40 180H39V181H40ZM54 180H55V179H54ZM104 180H105V178H104ZM43 181H44V180H43ZM141 181H142V180H141ZM109 182H110V181H109ZM111 182H112V180H111ZM123 182L125 183V181H122L121 183H123ZM124 183H123V184H124ZM164 183H165V182H164ZM16 184H17V183H16ZM109 184H110V183H109ZM116 184H117V183H116ZM27 185H28V184H27ZM29 185H30V184H29ZM120 185H121V184H120ZM171 186H172V185H170V187H171ZM30 187H31V185H30ZM173 187H175V186H174V183H173ZM173 187H171V188H173ZM209 188H210V187H209ZM122 189H124V187H123ZM175 189H176V188H175ZM113 191H114V190H113ZM171 191H172V192H175V191H173V190H171ZM111 192H112V190H111ZM0 193H1V192H0ZM106 196H107V195H106ZM154 196H155V195H154ZM160 196H161V195H160ZM184 197H185V196H184ZM184 197H182L183 200H186V198H184ZM9 198H10V197H9ZM106 199H108V197H107ZM112 199H113V198H112ZM126 199H127V198H126ZM7 200H8V199H7ZM4 201H5V200H4ZM105 201H106V200H104V201H102V202H105ZM108 201L111 202L110 199H108ZM125 201H126V200H125ZM125 201H124V202H125ZM186 201H187V200H186ZM0 202H2V201H0ZM8 202H9V201H8ZM115 202H116V200H115ZM106 203H107V202H106ZM108 204L110 205V203H108ZM115 204H116V203H115ZM117 204H118V203H117ZM157 204H158V203H157ZM103 205H104V204H103ZM109 205H108V208H109ZM119 205H120V204H119ZM1 206H2V205H1ZM113 206H114V203H113ZM160 206H161V205H160ZM105 207H106V205H105ZM111 207H112V206H111ZM114 207H115V206H114ZM117 207H118V206H117ZM126 207H127V206H125V208H126ZM115 208H116V207H115ZM123 208H124V205H123L122 209H123ZM127 208H128V207H127ZM156 208H157V207H156ZM167 208H168V207H167ZM115 210H116V209H115ZM172 210H173V209H172ZM180 210H181V209H180ZM127 211H129V210H127ZM133 211H134V208H133ZM161 213H162V212H161ZM121 216H122V215H121ZM116 217L118 218L119 215L116 216ZM125 217H126V216H125ZM129 217H130V216H129ZM150 217H151V216H150ZM186 217H187V216H186ZM186 217H185V218H186ZM113 218H115V217H113ZM115 220H117V219H115ZM133 220H134V219H133ZM187 220H188V219H187ZM125 221H126V219H125ZM184 221H185V220H184ZM112 222H114L113 219H112ZM112 222H111V223H112ZM115 222H116V221H115ZM115 222H114V223H115ZM39 223H40V224H39ZM39 223H38L37 229H38V230H40V229L43 230V227L46 226L45 223H43V222H39ZM117 223H118V222H117ZM132 223H133V222H132ZM121 224H122V223H121ZM126 224H127V223H126ZM155 224H156V223H155ZM186 224H187V223H186ZM43 225H44V226H43ZM179 225H180V224H179ZM111 226H112V225H111ZM118 226H119V225H118ZM118 226H117V227H118ZM124 226H125V224H124ZM115 227H116V226H115ZM115 227H113V228H115ZM119 227H120V226H119ZM119 227H118V228H119ZM130 227H131V225H130ZM27 228H28V227H27ZM261 229H262V228H261ZM159 230H160V229H159ZM34 231H35V230H34ZM119 231H120V230H119ZM36 232H37V231H36ZM36 232H34V233L36 234ZM30 236L32 237L33 234H31ZM182 236H183V235H182ZM239 236H240V235H239ZM173 241H174V240H173ZM174 242H175V241H174ZM260 242H261V241H260ZM169 244H170V243H169ZM259 247H260V246H259ZM261 257H263V256H261ZM261 261H262V260H261ZM247 264H248V263H247Z\"/></svg>",
	"mask_w": 264,
	"mask_h": 264
}]
</instances>
